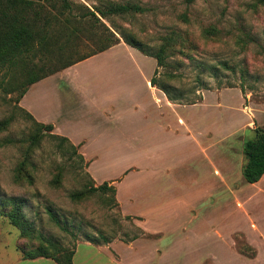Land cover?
Listing matches in <instances>:
<instances>
[{"label": "rangeland", "instance_id": "1", "mask_svg": "<svg viewBox=\"0 0 264 264\" xmlns=\"http://www.w3.org/2000/svg\"><path fill=\"white\" fill-rule=\"evenodd\" d=\"M67 1L89 8L106 2L136 5L140 12L111 17L117 27L152 52L164 35L185 33L198 52L193 60L169 55L158 68L155 59L120 40L48 77L31 89L22 105V99L15 105L17 92L6 93L9 76L1 71L0 120L11 115L14 120L0 132V199L23 198L26 219L37 233L74 251L73 264H264V177L246 184L240 167L246 162L245 142L264 127V1ZM89 48L95 45L82 47ZM154 71L181 98L173 102L174 108L156 103L159 94L147 86ZM46 89L56 93L54 104L53 95L46 100L57 110L53 115L60 110L64 116L56 134L84 140L83 151V143L77 147L83 161L58 150L57 141L45 136L34 149L33 166L26 167L25 175L31 177L16 180L25 148L9 141H23L33 129L17 107L25 110L30 102L39 123L47 122L52 109L42 102ZM186 126L192 134L185 132ZM196 140L212 145L211 158L212 153L225 154L231 162L235 158L227 168L229 176L221 180L214 175V167L223 173L220 162L206 169L190 156ZM201 171L200 177H189ZM89 177L95 186L114 180L120 207L108 202L110 194L72 202L69 194L81 190ZM47 208L64 230L52 222ZM247 216L257 223L262 241L254 238ZM238 230L256 243L257 262L240 260L233 252L256 255L239 240L244 235ZM39 244L37 238H21L0 216V264H56L23 259L20 246L31 250Z\"/></svg>", "mask_w": 264, "mask_h": 264}, {"label": "trees", "instance_id": "2", "mask_svg": "<svg viewBox=\"0 0 264 264\" xmlns=\"http://www.w3.org/2000/svg\"><path fill=\"white\" fill-rule=\"evenodd\" d=\"M194 1L185 0L187 4ZM140 11L136 5L110 2L89 8L84 4H70L67 0H0V72L3 71L4 76H9L6 93L17 92L14 101L16 105L24 97L29 86L110 49L120 40L144 56L155 59L158 68L165 66L169 55L178 54L189 60L194 59L193 54L198 52L197 47L185 33L172 31L164 35L161 45L156 52H152L132 33L117 27L111 19L112 16ZM211 35L208 32L205 34L210 37ZM89 44L95 45V49H82L87 48ZM222 65L226 67V64ZM156 74L157 71L150 79L151 86L160 90L171 102L180 100L181 98L177 97L179 95H175V88L157 80ZM17 108L26 120L32 122L33 129L23 141H9L23 144L25 148L22 161L15 171L16 180L30 176L25 175L26 167L33 166L31 158L34 149L45 136L57 141L58 150L77 156L83 161L82 155L77 154V147L67 138L51 134L52 125L39 123L27 111ZM13 120L14 115L0 120V132L6 131ZM254 133V138L247 141L243 147L246 163L242 175L246 184L257 183L264 175V127L257 128ZM54 182L60 184L59 179ZM98 194H110L108 202L117 207L115 188L106 182L95 186L91 178L81 190L71 192L69 199L72 202H81ZM25 205L26 201L19 197L0 199V216L8 219L19 231L20 237L40 240V244L31 250L19 247L23 259L44 258L53 260L56 264H73L74 251L63 248L52 238L37 233L24 215ZM47 213L52 222L64 230L60 219L51 208H47Z\"/></svg>", "mask_w": 264, "mask_h": 264}, {"label": "crops", "instance_id": "3", "mask_svg": "<svg viewBox=\"0 0 264 264\" xmlns=\"http://www.w3.org/2000/svg\"><path fill=\"white\" fill-rule=\"evenodd\" d=\"M114 47V46H113ZM113 47H111V48H113ZM107 51V50H106ZM103 53V52H102ZM98 55V54H97ZM96 56V55H95ZM94 57V56H93ZM92 58V57H91ZM155 72V71H154ZM53 76V75H52ZM50 77V76H49ZM48 78V77H47ZM47 78H45V79H43V80H41V81H39V82H37V83H35V84H33V85H31V86H29V88H28V90H27V92H26V94L24 95V97L22 98V100H21V105H22V101L24 100V98H25V96H27L28 97V93H30L31 92V89L33 88V87H35V86H38L41 82H43L44 80H46ZM152 78V77H151ZM151 78H148V80H147V86H148V88H149V90L150 91H152V92H154V93H158L159 94V97L158 96H156L155 97V99H156V103H158V104H163V102H164V105H165V107H168V108H174V103L173 102H171V101H169L167 98H166V96L160 91V90H158L156 87H152L151 86V84H150V79ZM45 94H44V96H43V99H42V102H43V105H44V108L46 109V107H49V109L51 110V112H50V114H47L46 115V119H48L47 120V122H40V123H42V124H46V125H52V127H53V130H52V132H53V134H55V135H57L56 134V132H57V128L59 127V125H60V121L64 118V116H63V114L61 113L60 114V110H58V113L57 114H55V116L53 115V110H56V108H54V106L52 107V105L55 103V101H56V93H55V95H53V93H52V91H49V90H47L46 89V91L44 92ZM46 95V96H45ZM52 95H53V97H54V99H53V104L51 103V102H48V101H46V100H48L49 98H51L52 97ZM26 97V98H27ZM58 97V96H57ZM176 103V102H175ZM32 104H30V102H28L27 103V106L25 107L26 109V111L37 121V122H39L38 120H37V115L35 114V112H34V108L31 106ZM194 105V104H193ZM46 106V107H45ZM158 110H160L159 112H158V114H159V117H162L163 115H164V113L161 111V109H158ZM47 111V110H46ZM57 111V110H56ZM49 113V112H48ZM103 114H104V112H102ZM170 113H172V112H170ZM106 114V113H105ZM51 119V120H50ZM178 123H179V121H178ZM61 124H62V122H61ZM179 124H181V123H179ZM186 128H187V130H185V132H187L188 133V135H190V133L192 134L193 133V131L188 127V126H186ZM225 134H223V136H224ZM58 136H61V137H65V138H67L74 146H76V147H78L79 145H81L82 143H83V145H82V147H81V150L83 151V146H84V143H85V141L84 140H82V141H79V142H77L78 140H76L75 141V139H73V137L71 136V135H69V134H65V133H61V134H58ZM246 143V142H245ZM196 145L197 146H195V151L194 152H191L190 153V156L192 157V158H196V160L199 162V163H203V165H205L206 166V169H207V167L209 168V167H211V165H214L212 162H214V161H218V162H220V164L222 165V170L221 171H223V173H220V171L216 168V167H214V170H215V176H217V177H227V176H229V174L227 173V168L228 169H230L232 166H234V164H235V158L233 159V161L231 162V158L230 159H228V158H226V155L225 154H222V155H218V154H214V153H212V158H211V156L209 155V152H210V150H211V148H213L212 147V145H210V144H205V143H200L199 141H197L196 140ZM198 151H199V153H198ZM231 154H232V152H231ZM224 155H225V157H224ZM84 156V155H83ZM200 156V157H199ZM84 157H87V156H84ZM234 157V156H233ZM88 158V157H87ZM90 159H91V161H92V159L93 158H91V157H89ZM194 159H193V161H194ZM245 163L246 162H243V164H241V169H242V171H243V167H244V165H245ZM219 165V164H218ZM215 166V165H214ZM220 167V166H219ZM203 174V171H201L200 172V174H196V175H189V177H200L201 175ZM206 177V176H205ZM208 177V176H207ZM264 177V175L261 177V179ZM92 179V178H91ZM260 179V180H261ZM93 180V179H92ZM221 180H222V178H221ZM260 180L257 182V183H259L260 182ZM93 182H95L94 180H93ZM223 182H224V180H223ZM96 183V182H95ZM104 183V182H103ZM106 183H108L110 186H113L114 188H115V190H116V198H117V194H118V192H119V190H118V187H116V184L114 183V180H111V181H106ZM254 184H256V183H254ZM117 202V204H119V202L118 201H116ZM119 207H120V204H119ZM123 214V213H122ZM124 215V214H123ZM125 216H129L128 214H125ZM143 218V217H142ZM247 218L249 219V225H250V227H251V229H253L255 232H256V237H254L255 239H257L258 241H262L263 240V236L261 235V233H259V232H257L258 230H259V228L257 227V223L256 224H254L253 223V219H251L250 217H248L247 216ZM210 231H212L214 234L215 233H217V231H216V228H213V229H211ZM235 233H242L243 235H244V237L243 238H239V240H241V239H243L242 241L245 243V244H247V245H249V246H251L252 248H254L255 249V242L254 241H252L251 239H249V236H247V234H245V233H243L242 231H235ZM217 235L219 236V239H222V242H224V240H225V238L224 237H222L219 233H217ZM235 240H237V239H235ZM238 241V240H237ZM238 244V243H237ZM233 246V245H232ZM235 247V246H234ZM264 247V246H263ZM255 256L254 257H251V258H249V257H247V256H243V255H241V254H239L236 250L235 251H233V252H235V254L239 257V259L240 260H250V261H254V262H257V260H258V258H259V254H258V250H256L255 249ZM40 259H42V258H40ZM113 260V259H112Z\"/></svg>", "mask_w": 264, "mask_h": 264}]
</instances>
